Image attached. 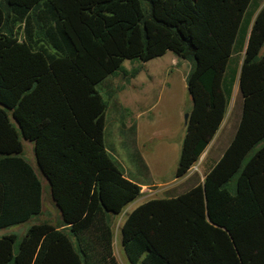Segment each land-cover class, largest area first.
<instances>
[{
  "label": "trees",
  "instance_id": "1",
  "mask_svg": "<svg viewBox=\"0 0 264 264\" xmlns=\"http://www.w3.org/2000/svg\"><path fill=\"white\" fill-rule=\"evenodd\" d=\"M262 0H0V229L42 211L36 166L60 213L0 238V264H120L113 220L140 196L105 145L96 89L166 52L191 64V109L175 178L220 129L237 82L233 136L184 192L126 216L128 264H264V5ZM264 1V0H263ZM242 55L241 61L235 59ZM9 113L12 121L9 118Z\"/></svg>",
  "mask_w": 264,
  "mask_h": 264
},
{
  "label": "rangeland",
  "instance_id": "2",
  "mask_svg": "<svg viewBox=\"0 0 264 264\" xmlns=\"http://www.w3.org/2000/svg\"><path fill=\"white\" fill-rule=\"evenodd\" d=\"M259 8L264 1H258ZM264 51L261 47L258 57ZM243 54L236 55L240 62ZM124 72L108 77L96 89L106 102L104 139L110 155L125 176L140 185V196L114 218L113 249L120 264H128L120 244V226L125 216L138 205L151 200L176 196L191 186L196 175L202 180L203 172L218 160L233 136L239 113L237 82L228 104L222 125L198 162L183 178H175L181 144L185 135V115L191 109L186 88V77L191 64L166 52L162 57L146 63L124 61ZM9 118L13 120L9 113ZM21 156L33 167L42 187V211L28 221L0 229V238L14 234L21 239L34 224L58 226L60 213L55 207L48 182L39 172L33 154V144L20 139ZM260 141L248 154L258 148Z\"/></svg>",
  "mask_w": 264,
  "mask_h": 264
},
{
  "label": "water",
  "instance_id": "3",
  "mask_svg": "<svg viewBox=\"0 0 264 264\" xmlns=\"http://www.w3.org/2000/svg\"><path fill=\"white\" fill-rule=\"evenodd\" d=\"M187 120H188V114L185 115V124H187ZM14 121V120H13ZM47 181V180H46Z\"/></svg>",
  "mask_w": 264,
  "mask_h": 264
}]
</instances>
